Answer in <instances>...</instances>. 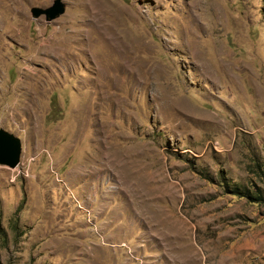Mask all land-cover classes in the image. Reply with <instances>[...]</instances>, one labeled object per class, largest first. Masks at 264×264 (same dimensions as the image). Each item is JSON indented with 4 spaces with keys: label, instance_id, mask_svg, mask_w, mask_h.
Instances as JSON below:
<instances>
[{
    "label": "rangeland",
    "instance_id": "374dc122",
    "mask_svg": "<svg viewBox=\"0 0 264 264\" xmlns=\"http://www.w3.org/2000/svg\"><path fill=\"white\" fill-rule=\"evenodd\" d=\"M52 1L0 0V264H264V0Z\"/></svg>",
    "mask_w": 264,
    "mask_h": 264
},
{
    "label": "water",
    "instance_id": "95a60500",
    "mask_svg": "<svg viewBox=\"0 0 264 264\" xmlns=\"http://www.w3.org/2000/svg\"><path fill=\"white\" fill-rule=\"evenodd\" d=\"M31 15L37 17L43 15L45 20H51L64 12L63 4L60 0H53L45 7H31ZM21 151L20 139L11 132L0 127V165L13 168L19 161Z\"/></svg>",
    "mask_w": 264,
    "mask_h": 264
},
{
    "label": "trees",
    "instance_id": "16d2710c",
    "mask_svg": "<svg viewBox=\"0 0 264 264\" xmlns=\"http://www.w3.org/2000/svg\"><path fill=\"white\" fill-rule=\"evenodd\" d=\"M261 172H262V179L264 180V170H261ZM260 194H258V195H256V200H259L260 199ZM252 197V196H251ZM252 199H253V197H252ZM263 201H264V197H263V199H262ZM3 240V239H2Z\"/></svg>",
    "mask_w": 264,
    "mask_h": 264
}]
</instances>
